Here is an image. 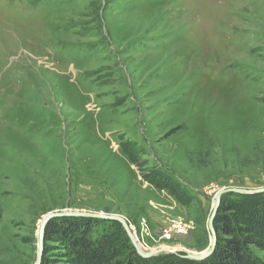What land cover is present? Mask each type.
<instances>
[{
	"label": "rangeland",
	"instance_id": "374dc122",
	"mask_svg": "<svg viewBox=\"0 0 264 264\" xmlns=\"http://www.w3.org/2000/svg\"><path fill=\"white\" fill-rule=\"evenodd\" d=\"M263 187L264 0H0V264H35L60 211L125 219L144 251H172L152 264L201 262L186 255L210 246L215 194ZM104 220L92 236L134 258ZM174 220L187 233L160 239ZM72 257L43 240L40 264Z\"/></svg>",
	"mask_w": 264,
	"mask_h": 264
},
{
	"label": "trees",
	"instance_id": "16d2710c",
	"mask_svg": "<svg viewBox=\"0 0 264 264\" xmlns=\"http://www.w3.org/2000/svg\"><path fill=\"white\" fill-rule=\"evenodd\" d=\"M240 197H245L246 200L227 205L221 199L214 218V227L217 231L215 251L209 258L194 264H260L248 252L247 247L252 244L264 247V204L254 205L257 194ZM228 211H238L243 227L257 235V239L252 240L238 235L235 224L226 215ZM105 221L107 220L87 217L53 218L45 226L44 242L52 241L55 236L65 241L73 256V264H152L150 263L152 258H143L136 251L132 252L134 258L119 260L120 252L111 241L103 236H92V226ZM111 222L120 227L118 222ZM224 235L229 238H224ZM178 260L171 264H192L188 260Z\"/></svg>",
	"mask_w": 264,
	"mask_h": 264
},
{
	"label": "water",
	"instance_id": "95a60500",
	"mask_svg": "<svg viewBox=\"0 0 264 264\" xmlns=\"http://www.w3.org/2000/svg\"><path fill=\"white\" fill-rule=\"evenodd\" d=\"M229 192H235V193H240V194H256V193H263L264 187L258 188V189L229 188V189L219 190L215 194L212 213H211L210 218L208 220V229H209L210 234H211L210 246L205 252H203L201 254H198V255L187 254L186 255L187 258L200 261V260H204L205 258L209 257L213 253L215 246H216V242H217V235H216V231L214 228V218H215V215L217 213L219 203H220V199H221L222 195L229 193ZM59 216H75V217H87V218L115 220L121 224V226L123 227L124 231L126 232L128 238L130 239L135 251L143 258L152 257L153 255H155L161 251L172 252L171 250L144 251L140 247L135 235L131 231L128 222L119 216H111V215H107V214L91 213V212L60 211V212L48 213L45 216V218L43 219L42 223L40 224L39 232H38V256H37V260H36L35 264H40V261H41L45 226L49 222V220H51L54 217H59Z\"/></svg>",
	"mask_w": 264,
	"mask_h": 264
},
{
	"label": "built area",
	"instance_id": "2783aa9c",
	"mask_svg": "<svg viewBox=\"0 0 264 264\" xmlns=\"http://www.w3.org/2000/svg\"><path fill=\"white\" fill-rule=\"evenodd\" d=\"M141 231H142V235H148L149 234V228L146 224L145 220H142L141 224ZM129 227L131 229V231L133 232L134 235H136V228L134 226H132L131 224H129ZM188 231V225L183 222L182 220H174L172 221L167 227L163 228L162 230H160L158 236L160 239H170L171 237H173L175 234H186ZM138 243L140 244V246L143 248V244H141L139 238H136ZM142 240V239H141Z\"/></svg>",
	"mask_w": 264,
	"mask_h": 264
}]
</instances>
